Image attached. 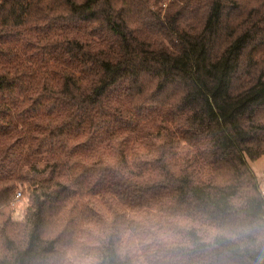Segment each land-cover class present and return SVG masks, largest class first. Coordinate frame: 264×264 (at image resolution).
<instances>
[{
  "label": "trees",
  "instance_id": "16d2710c",
  "mask_svg": "<svg viewBox=\"0 0 264 264\" xmlns=\"http://www.w3.org/2000/svg\"><path fill=\"white\" fill-rule=\"evenodd\" d=\"M162 1L0 0V264H264V0Z\"/></svg>",
  "mask_w": 264,
  "mask_h": 264
},
{
  "label": "rangeland",
  "instance_id": "374dc122",
  "mask_svg": "<svg viewBox=\"0 0 264 264\" xmlns=\"http://www.w3.org/2000/svg\"><path fill=\"white\" fill-rule=\"evenodd\" d=\"M170 1L172 0H164L161 3L155 5L151 3V10L154 12H159L161 16L165 13ZM172 8L173 7H170L171 11H173ZM247 164L249 169L252 170L256 175V178L259 181L260 190L264 192V183H262V179H264V158L260 157L255 160H249L247 161ZM26 205L27 198L25 196H20L19 198L15 199L14 204H12L13 211L11 212V217L13 219H20L25 211Z\"/></svg>",
  "mask_w": 264,
  "mask_h": 264
}]
</instances>
